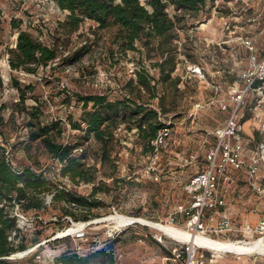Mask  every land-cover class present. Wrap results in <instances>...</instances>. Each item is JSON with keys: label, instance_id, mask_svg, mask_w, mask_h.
<instances>
[{"label": "rangeland", "instance_id": "rangeland-1", "mask_svg": "<svg viewBox=\"0 0 264 264\" xmlns=\"http://www.w3.org/2000/svg\"><path fill=\"white\" fill-rule=\"evenodd\" d=\"M213 1L205 0L197 11L167 7L169 15L176 13L179 18L174 29L177 35L171 40L175 44L172 74H186L182 77L183 85L173 87L169 81H157L158 68L153 64L160 57L155 49H146L138 42H135L138 50L124 52L119 48L116 25L109 23L101 28L92 20L84 19L76 30L70 31L64 25L68 12L60 9L55 0H0V153L17 169L30 166L75 194H89L91 183L73 184L60 176L58 162L50 157L41 141L28 140V120L41 124L56 121L57 125L49 133L63 144H78L74 152L83 150V160L96 176L95 197L100 202L92 211L96 216L87 221H74L62 215L63 203H50L49 194L44 195V207L40 210L22 211L17 204L8 208L18 228L14 240L26 246L24 251L10 255L8 264H50L67 250L88 252L113 239L110 243L113 264H166V248L176 243L169 239L159 243L156 238L162 231L153 224L164 223L174 206L184 200L186 179L204 168L199 159L185 164L187 148L196 147L201 129L215 126L222 116L215 105L204 104L194 119L187 117L194 103H205L208 96L200 82L187 77V66L201 62L211 69L212 51L205 47V42L217 40L219 31L226 26L222 25L220 16L228 14L232 20L244 14L239 2L233 3L231 11L214 9ZM209 20L207 26L201 27L202 22ZM18 30H26L53 47L56 58L46 66H39L35 73L10 69L8 50L14 47ZM175 38L182 44L176 43ZM228 53V50H217L218 63H226ZM74 57L77 59L72 61ZM141 68L153 78L150 85L154 87L151 90L139 87L137 92L136 88L129 89L126 82L135 78L133 71ZM12 81H17L25 91L22 102ZM76 94H103L109 100L128 97L137 100L139 95L145 106L155 108L161 121L172 116L170 120L175 125L171 138L156 152L148 153L143 150L135 127L128 128L126 122H121L100 161L99 143L91 135L86 137L71 127L83 111ZM247 126L245 122L243 127ZM226 199L233 223L240 224L247 219L253 224L264 210L260 200L249 194L244 185L230 184ZM72 210L78 211L74 207ZM119 215L125 219L136 216L144 222H118ZM185 222L183 216L175 220L180 227ZM208 227L213 228L210 224ZM227 257L218 259L219 263L235 264ZM96 263L106 264L101 258Z\"/></svg>", "mask_w": 264, "mask_h": 264}, {"label": "trees", "instance_id": "trees-1", "mask_svg": "<svg viewBox=\"0 0 264 264\" xmlns=\"http://www.w3.org/2000/svg\"><path fill=\"white\" fill-rule=\"evenodd\" d=\"M55 2L60 9L68 12L64 25L70 31L76 30L84 19L92 20L101 28L112 23L117 26V41L122 51L138 50L135 42L146 49H155L160 57V61L153 64L158 68L157 81H169L173 87L176 86L179 77H171L175 66L173 52L175 44H172L171 40L177 35L174 29L179 18L176 13L170 17L166 9L171 5L176 11H197L205 4V0H143V3L140 0H55ZM12 27L16 25L12 24ZM8 54L10 69L28 73H35L39 66H46L56 58L53 47L44 44L26 30L17 31L14 47L8 50ZM76 57L71 60L75 61ZM152 79L145 69L141 68L135 71V78H129L126 84L129 89L136 88L137 92L139 87L151 90L154 87L150 85ZM12 83L18 89V98L22 102L25 91L17 81ZM76 100L82 103L83 111L79 121L73 122L71 127L82 131L86 137L91 135L99 143L100 161L104 159L106 147L113 138V131L121 122H126L128 128L133 125L143 150L148 153L152 151L150 140L164 124L158 119L157 111L145 106L140 101L139 95L137 100L129 97L109 100L103 94H76ZM88 104H90L89 109H87ZM26 125L28 140L41 141L50 157L58 162L60 176L67 177L73 184L91 183L92 187L87 195L75 194L60 182L48 178L41 170L38 171L30 166H23L20 169L13 167L1 152L0 264H8L7 259H10L8 258L10 255L26 249L22 242L14 240L18 228L15 216L8 210L14 204L21 207L22 211L40 210L44 207V195L49 194L50 203H63L62 215H68L74 221H87L95 217L96 214L92 211L100 205L99 199L95 197L98 188L95 186L94 171L91 170V166L85 164L84 152L81 148H79L81 152L73 151L78 149V144H63L52 137L49 130L57 125L56 121L41 124L28 120ZM72 207L77 208L78 211L74 212ZM113 240L88 252L67 250L50 264H97L96 261L100 258L106 264H113L110 244Z\"/></svg>", "mask_w": 264, "mask_h": 264}, {"label": "built area", "instance_id": "built-area-1", "mask_svg": "<svg viewBox=\"0 0 264 264\" xmlns=\"http://www.w3.org/2000/svg\"><path fill=\"white\" fill-rule=\"evenodd\" d=\"M214 1L211 2L214 9L231 11L233 3L239 2L244 14L232 20L228 14L220 16L222 25L226 26L219 31L217 40L205 42V47L212 51L211 69L201 62L187 66V77L200 82L208 92L207 101H196L187 117L194 119L204 104L215 105L222 116L215 126L201 129L196 147L187 148L185 164L199 159L204 168L186 179L184 200L174 206L164 222L236 245L261 240L262 247L244 252L227 249L218 257L203 243L182 242L162 232L156 240L162 243V239H169L176 243L166 248V264H230L218 261L227 256L235 264H264V210L253 224L247 219L240 224L233 223L226 199L230 184L235 183L246 186L248 193L264 206V0ZM217 50L229 51L226 63H218ZM185 75L178 74V87L183 85ZM171 117L162 121L164 125L150 140L152 152L171 138L175 125ZM158 119L161 120L159 115ZM177 216L185 217L184 227L175 223Z\"/></svg>", "mask_w": 264, "mask_h": 264}, {"label": "bare ground", "instance_id": "bare-ground-1", "mask_svg": "<svg viewBox=\"0 0 264 264\" xmlns=\"http://www.w3.org/2000/svg\"><path fill=\"white\" fill-rule=\"evenodd\" d=\"M209 23H210V20L208 23L202 22L201 27H205ZM125 220L128 221L129 223L135 222V221L136 222H139V221L144 222L143 219H141V218L137 219L136 216L125 219L124 217H122V215H119L118 222H120V221L125 222ZM166 223L167 222H164L162 224L154 223L153 226L158 228L160 231H162V233H164L165 235H167L169 237L176 238V239H179L181 241L189 242V243H203L209 249L213 250L214 254H216L218 257H221L220 256L221 251L227 250V249L236 250V252H244V251H250L256 247H258V248L262 247L261 240H255V241L251 242L250 244H246V245L245 244L236 245L235 243L228 242V241H219L217 239L202 235L199 232L193 234V233H190L189 231H187L186 229L176 228L175 226H173L169 223H168L169 225H166Z\"/></svg>", "mask_w": 264, "mask_h": 264}, {"label": "water", "instance_id": "water-1", "mask_svg": "<svg viewBox=\"0 0 264 264\" xmlns=\"http://www.w3.org/2000/svg\"><path fill=\"white\" fill-rule=\"evenodd\" d=\"M9 258V257H8Z\"/></svg>", "mask_w": 264, "mask_h": 264}]
</instances>
